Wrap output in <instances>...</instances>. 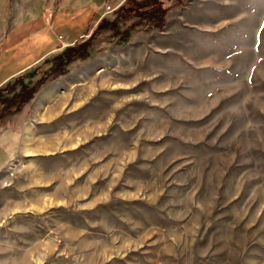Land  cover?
Masks as SVG:
<instances>
[{
    "label": "rangeland",
    "instance_id": "1",
    "mask_svg": "<svg viewBox=\"0 0 264 264\" xmlns=\"http://www.w3.org/2000/svg\"><path fill=\"white\" fill-rule=\"evenodd\" d=\"M166 1L0 103V264H264V0ZM103 2L32 0L0 76L33 81Z\"/></svg>",
    "mask_w": 264,
    "mask_h": 264
},
{
    "label": "trees",
    "instance_id": "2",
    "mask_svg": "<svg viewBox=\"0 0 264 264\" xmlns=\"http://www.w3.org/2000/svg\"><path fill=\"white\" fill-rule=\"evenodd\" d=\"M115 0H104L105 3ZM173 4L181 3L183 0H170ZM170 3V2H169ZM166 0H121L113 6L110 11L111 16L100 14L101 9L92 8L86 26L81 30L82 35L89 29V24L96 20L92 25L88 35L76 37L71 42L63 44L59 51L53 52L50 59L51 63L45 72H41L37 78L28 82L23 77L27 73H19L0 83V103L5 100L15 101L17 107H22L27 99L32 97L41 87L51 78L68 71L77 60L91 58V54L96 52L100 44L98 35L95 32L107 28L115 35L116 43H124L129 39L130 31L135 26L143 23L148 26L163 27L166 23V12L168 5ZM91 19L92 21L90 22ZM127 20V22H126ZM123 24V25H122ZM24 73V74H23ZM22 74V76H21ZM18 83L17 88H13ZM12 89V90H11ZM11 93L9 94V92Z\"/></svg>",
    "mask_w": 264,
    "mask_h": 264
},
{
    "label": "crops",
    "instance_id": "3",
    "mask_svg": "<svg viewBox=\"0 0 264 264\" xmlns=\"http://www.w3.org/2000/svg\"><path fill=\"white\" fill-rule=\"evenodd\" d=\"M74 2L77 1H81V2H92L93 0H73ZM121 0H115L112 2H108L105 3L106 4H110L111 7L115 6L116 3H118ZM67 3V2H65ZM65 3H62L60 6L58 5V8L64 9L65 8ZM33 5L32 0H8V6H6V10L3 12V14H1V17L4 20H7L8 23L11 25V28H9V24L8 25H4V27L0 28V49H2L1 47H4L3 50H5L6 48H8L7 46H9V44H13L16 41H22L23 39H25L27 37V28H31V24L33 21V18L35 17L33 14ZM94 7V6H92ZM90 7V8H92ZM95 8V7H94ZM104 9H102L100 11V14H103ZM63 14V13H61ZM60 14V15H61ZM52 15H54V12L52 13ZM64 16V15H63ZM70 16V15H69ZM0 17V18H1ZM47 17L44 16L43 19H46ZM39 19V18H38ZM24 28H23V27ZM21 31H19V29ZM9 29V30H8ZM17 30V32L14 34L11 33L12 31ZM13 36V37H12ZM2 40L6 41V45H3L1 42ZM54 47L53 45H50L49 47H47L45 51H50L52 50ZM0 50V56L2 55ZM39 56V55H37ZM40 58V57H39ZM38 59V58H37ZM36 59V61H37ZM36 61H34L33 63H35ZM28 62H24V64L14 68V69H10L9 71H7L6 73H3V75L0 76V83L3 82L4 80L10 78L11 76L16 75V73H21L23 72L24 68L26 69L27 67L25 66Z\"/></svg>",
    "mask_w": 264,
    "mask_h": 264
},
{
    "label": "built area",
    "instance_id": "4",
    "mask_svg": "<svg viewBox=\"0 0 264 264\" xmlns=\"http://www.w3.org/2000/svg\"><path fill=\"white\" fill-rule=\"evenodd\" d=\"M60 35V34H59ZM62 40V39H61ZM64 41V40H63ZM65 42V41H64Z\"/></svg>",
    "mask_w": 264,
    "mask_h": 264
}]
</instances>
